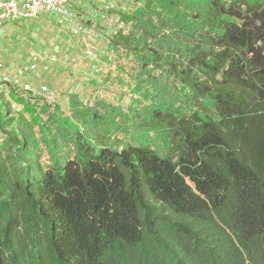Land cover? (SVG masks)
<instances>
[{"label":"trees","instance_id":"1","mask_svg":"<svg viewBox=\"0 0 264 264\" xmlns=\"http://www.w3.org/2000/svg\"><path fill=\"white\" fill-rule=\"evenodd\" d=\"M131 5V112L0 91V264H264V1Z\"/></svg>","mask_w":264,"mask_h":264},{"label":"crops","instance_id":"2","mask_svg":"<svg viewBox=\"0 0 264 264\" xmlns=\"http://www.w3.org/2000/svg\"><path fill=\"white\" fill-rule=\"evenodd\" d=\"M133 1L76 0L73 4L72 17L68 19L42 14L36 20L18 24L20 28L17 24H7L0 32V55L7 57L8 50L14 56L21 53L22 56L30 58L31 55H35L38 56L39 68L43 59L40 54H44L46 49L49 52L46 57L48 60H43L41 64H46L47 67L49 63L52 66H57L58 62L61 63L63 67H53L49 71L47 70L45 79L39 73L40 71L42 73L39 68V75L37 74L33 79L36 83L34 84L32 81L31 85L32 95L35 96L41 95L40 90L43 86L48 89H57L61 96L70 93L78 96L83 90L84 93L90 94V85L94 81L102 80L104 86L108 77L118 80L115 86L123 87L125 86L123 83L127 81L125 77H128V74L126 76L125 74L131 63L119 54L118 49L113 48L110 40L117 28L121 27L117 23L118 12L130 11ZM27 35H29L28 38H26ZM20 36L21 41H19ZM30 38H33V41ZM45 38L50 43L48 48H46L47 40H44ZM13 40L17 43L18 48L13 47ZM65 66L71 67L66 70ZM5 71H7L6 63L2 72ZM48 72L51 75L47 74ZM53 72H55L54 75ZM95 73L97 74L95 75ZM39 80L41 81L39 82ZM3 85V83L0 84V86ZM128 90L130 91V89ZM66 91L67 93H65ZM102 95L104 92L102 94L94 92L91 93V98L102 99L113 105V100L109 102L102 98Z\"/></svg>","mask_w":264,"mask_h":264},{"label":"rangeland","instance_id":"3","mask_svg":"<svg viewBox=\"0 0 264 264\" xmlns=\"http://www.w3.org/2000/svg\"><path fill=\"white\" fill-rule=\"evenodd\" d=\"M250 1H261L262 2L264 0H250ZM18 28H20L19 25H18ZM28 36L29 35H27L26 38H28ZM46 38L44 40H47L46 41V48H48L50 43H48L49 40ZM31 39L33 41V38H31ZM19 41H21V36H20ZM25 41L27 42V39ZM44 48H45V46H44ZM7 53H8L7 57H4L3 55H1L4 63H6V67H7V71L5 72L6 76L8 78H11V79H17L20 82H22L24 84H28L30 86L32 85V81L37 76V74L38 75H39V73L42 74L41 76L44 78V77H46L45 74H46L47 70L49 71L53 67H63L60 62H58L57 66H52L49 63V65L47 64V67H46V64H44V65L41 64L43 62V60L44 61L46 59L48 60V58H46V57L49 55V52L45 49L44 54H40L43 58L41 63H40V67H39L42 70V73H41V71L39 72V68H37L34 72L31 73V72H28V70H27L28 65L30 63V58H26L25 55L22 56L21 53L14 56V54H12V52H10V50H8ZM69 67H71V66H65V69L69 70ZM47 74L51 75L50 72H48ZM54 74H55V72H53V75ZM96 74L97 73H95V75ZM120 74H121V72H120ZM127 74H128V77H125V79H127V81L125 83H123V84H125V86H123V87H121V86L117 87V85L115 86V83L118 80L117 79L112 80L110 77H108V80L105 82L104 86H103L102 80L98 81V82L94 81V83H92L90 85L91 93L93 94L95 92V93H101L102 94L104 92V95H102V98L106 99L109 102L111 100H113V105H115V106L120 105L125 111L131 112L134 109L135 105H137V103L139 101L141 103H143V102L140 100V97L137 95V93L135 91H133V87H132L133 85L131 84L132 80H131V77L129 75L130 69L127 70L125 76ZM0 77H1V75H0ZM40 81L41 80H39V82ZM33 83L35 84L36 82L33 81ZM119 88H120V90H119ZM79 89H81V87H79ZM128 89H130V91ZM47 90H48L47 99L49 101H54V102L59 103L61 105V109L66 111L67 110V108H66V104H67L66 103V97L68 95L67 94H65L64 96L59 95L58 90L55 88H50V89L47 88ZM0 91L2 92V95H4L5 99L8 101L9 97H10L9 91H7L6 88H4V87L0 88ZM68 91H69V89H68ZM65 93H67V91ZM91 93L86 94V93H84V90H83V91H81L80 95H78V96L82 101H86V100L91 99V97H92ZM120 94H123L124 96H122V95L120 96ZM12 109L13 110H17V109L21 110V107L13 104Z\"/></svg>","mask_w":264,"mask_h":264},{"label":"built area","instance_id":"4","mask_svg":"<svg viewBox=\"0 0 264 264\" xmlns=\"http://www.w3.org/2000/svg\"><path fill=\"white\" fill-rule=\"evenodd\" d=\"M76 0H0V31L6 23L15 20L31 21L38 19L42 14L53 15L62 19H68L73 13V4ZM38 64V57L30 56L29 71H35ZM4 68L0 56V71ZM3 80L12 82L24 91H30L29 85L21 84L18 80H9L3 74ZM42 93H47V88H41Z\"/></svg>","mask_w":264,"mask_h":264},{"label":"clouds","instance_id":"5","mask_svg":"<svg viewBox=\"0 0 264 264\" xmlns=\"http://www.w3.org/2000/svg\"><path fill=\"white\" fill-rule=\"evenodd\" d=\"M72 14H73V13H72ZM70 17H72V15H71ZM31 21H32V20H31ZM11 23H12V22H10L9 24H11ZM6 24H8V23H6ZM6 24H5V25H6ZM5 25H4V26H5ZM4 26H3V27H4ZM2 29H3V28H2ZM0 32H1V31H0ZM0 56H1V55H0ZM37 57H38V56H37ZM1 58H2V56H1ZM2 60H3V59H2ZM3 63H4V61H3ZM29 64H30V63H29ZM38 64H39V60H38ZM38 64H37V65H38ZM4 68H5V63H4ZM4 68H3V69H4ZM37 68H38V66H37ZM37 68H36V69H37ZM27 70H28V72H31V73L34 72V71H29V65H28ZM2 71H3V70H2ZM2 71H0V73H1V74H0V75H1V77H0V84L3 83V84H4L3 86H4V88H6L7 91H9V88H14L15 90H18V91H20V92H30V93L32 94V91H33V90H32V88H31L30 85H29V86H30L31 90H30V91H24V90H22L21 88H19L18 86L14 85L12 82H9V81L6 82V81H4V80H3V74H5L6 71H5V72H2ZM5 75H6V74H5ZM9 80L13 81V80H17V79H11V78H9ZM18 81H19V80H18ZM1 82H2V83H1ZM19 82H20V81H19ZM20 83H21V84H24V83H22V82H20ZM25 85H28V84H25ZM3 86H0V88H2ZM43 87H46V86H43ZM46 88H47V87H46ZM40 93H41L40 96H41L42 98H44L47 102H50V103L54 102V101H49V100L46 98V97H47L48 90H47V93H45V94L42 93L41 90H40ZM44 96H46V97H44ZM85 102H87V100H86Z\"/></svg>","mask_w":264,"mask_h":264}]
</instances>
